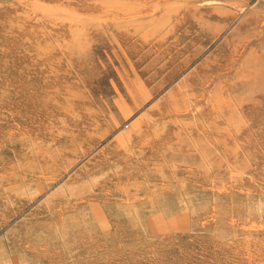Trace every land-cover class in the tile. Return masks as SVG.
<instances>
[{
    "label": "rangeland",
    "instance_id": "374dc122",
    "mask_svg": "<svg viewBox=\"0 0 264 264\" xmlns=\"http://www.w3.org/2000/svg\"><path fill=\"white\" fill-rule=\"evenodd\" d=\"M0 264H264V0H0Z\"/></svg>",
    "mask_w": 264,
    "mask_h": 264
},
{
    "label": "bare ground",
    "instance_id": "6f19581e",
    "mask_svg": "<svg viewBox=\"0 0 264 264\" xmlns=\"http://www.w3.org/2000/svg\"><path fill=\"white\" fill-rule=\"evenodd\" d=\"M107 1V0H106ZM119 2V1H118ZM149 2V1H148ZM114 3V2H113ZM53 5V4H52ZM59 5V4H58ZM93 5V4H92ZM141 5H142V3H141ZM116 6V5H115ZM96 7V6H95ZM109 7V6H108ZM34 11V10H33ZM38 12V11H37ZM56 12V11H55ZM33 14V13H32ZM164 14V13H163ZM63 16V15H62ZM187 16V15H186ZM191 16V15H190ZM24 20V19H23ZM27 20V19H26ZM60 20V19H59ZM35 22V21H34ZM199 22V21H198ZM135 30V29H134ZM137 30V29H136ZM128 36V35H127ZM166 36V35H165ZM25 42V41H24ZM24 44V43H23ZM35 54V53H34ZM53 68V67H52ZM196 80V79H195ZM220 84V83H219ZM215 87V86H214ZM79 90V89H78ZM223 91V90H222ZM34 92V91H33ZM216 92V91H215ZM217 93V92H216ZM36 94V93H35ZM219 95V94H218ZM226 96V95H225ZM255 96V95H254ZM262 96H263V94H262ZM213 98V97H212ZM218 98V97H217ZM225 98V97H224ZM227 99V98H226ZM45 100V99H44ZM230 100V99H229ZM228 100V101H229ZM216 102H218V101H216ZM260 103V102H259ZM228 104V103H227ZM226 105V104H225ZM224 105V106H225ZM230 105V104H229ZM230 107V106H229ZM254 107V106H253ZM222 109V108H221ZM235 109V108H234ZM236 110V109H235ZM201 111V110H200ZM221 111V110H220ZM232 111V110H231ZM199 112V111H198ZM213 112V111H212ZM238 113V112H237ZM234 114V113H233ZM230 117V116H229ZM234 117V116H233ZM233 117H232V119H233ZM217 118H218V116H217ZM227 118V117H226ZM224 119V118H223ZM226 120V119H225ZM74 121V120H73ZM227 121V120H226ZM227 123V122H226ZM230 123V122H229ZM228 123V124H229ZM215 125V124H214ZM224 126V125H223ZM184 128V127H183ZM181 129V128H180ZM216 129V128H215ZM58 135V134H57ZM56 135V136H57ZM227 136V135H226ZM190 137V136H189ZM187 138V137H186ZM185 138V139H186ZM118 139V138H117ZM175 139H177V138H175ZM181 140V139H180ZM220 140V139H219ZM122 141V140H121ZM187 142V141H186ZM31 143V142H30ZM122 143V142H121ZM174 143H175V141H174ZM190 143V142H189ZM30 145V144H29ZM73 145V144H72ZM186 145V144H185ZM191 145V144H190ZM119 146V145H118ZM121 147V146H120ZM183 147V146H182ZM33 148H35V147H33ZM170 148V147H169ZM178 148V147H177ZM187 148H188V146H187ZM39 149V148H38ZM191 149V148H190ZM168 150V149H167ZM180 150V149H179ZM46 151H48V150H46ZM170 151V150H169ZM188 151V150H187ZM59 153V152H58ZM36 155V154H35ZM180 155H181V153H180ZM181 156H183V155H181ZM56 157V156H55ZM174 157H176V156H174ZM52 158V157H51ZM48 159V158H47ZM56 159H57V157H56ZM172 159V158H171ZM181 159V158H180ZM179 159V160H180ZM53 160V159H52ZM33 165V164H32ZM34 166V165H33ZM35 167H36V165H35ZM47 168V167H46ZM33 169V168H32ZM34 170V169H33ZM36 170V169H35ZM41 170V169H40ZM37 171V170H36ZM31 172V171H30ZM34 172V171H33ZM43 174V173H42ZM41 177V176H40ZM85 185V184H84ZM83 186V185H82ZM76 188V187H75ZM80 188H81V186H80ZM84 188V187H83ZM82 188V189H83ZM61 190V189H60ZM81 190V189H80ZM63 192V191H62ZM72 192V191H71ZM74 192V191H73ZM77 193V192H76ZM82 194V193H81ZM77 195V194H76ZM68 197H70V196H68ZM61 198V197H60ZM231 223V222H230ZM249 229V228H248ZM261 253V252H260ZM250 263V262H249Z\"/></svg>",
    "mask_w": 264,
    "mask_h": 264
}]
</instances>
